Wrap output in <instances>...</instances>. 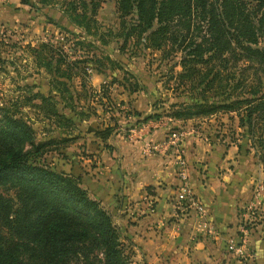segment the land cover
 <instances>
[{
    "label": "trees",
    "instance_id": "16d2710c",
    "mask_svg": "<svg viewBox=\"0 0 264 264\" xmlns=\"http://www.w3.org/2000/svg\"><path fill=\"white\" fill-rule=\"evenodd\" d=\"M81 2L85 9L79 14L80 23L94 34L91 28L99 27L94 15L100 0ZM115 5L119 27L106 32L122 37L121 48L132 38L135 43L143 38V46L160 50L166 63L169 55H178L168 67L176 79L169 111L162 114L154 109L143 119L165 115L186 120L219 111L233 114L229 117L237 118L239 136L222 142L241 149L245 141V152L254 149L264 172V0H115ZM99 35L102 44L110 41ZM32 52L36 62L53 75L47 92L19 95L0 104V185L18 188L17 199L0 193V264H135L128 238L112 213L81 185L79 176L39 159L75 136L66 133L76 120L97 115L90 104L78 108L79 94L74 89V97L69 80L78 73L80 87L86 90L84 99L94 95L86 63L94 61L93 69L105 74L102 56L92 53L70 59L59 41L43 42ZM110 60L111 69L123 67ZM176 65L178 71H174ZM124 74L122 82L112 76L110 83L117 81L129 93L146 92L135 73L124 70ZM110 83L101 84L103 93ZM104 96L105 101L97 104L106 112L114 102L109 93ZM25 105L50 120L61 135L37 140L33 119L22 109ZM131 114L141 116L135 109ZM109 118L113 123L94 131L101 140L117 128V118L112 114Z\"/></svg>",
    "mask_w": 264,
    "mask_h": 264
},
{
    "label": "crops",
    "instance_id": "0c3cea01",
    "mask_svg": "<svg viewBox=\"0 0 264 264\" xmlns=\"http://www.w3.org/2000/svg\"><path fill=\"white\" fill-rule=\"evenodd\" d=\"M126 96L133 99L127 105L141 116L119 115L120 127L105 140L93 133L90 155L79 152L78 141L56 149L51 154L56 169L79 176L89 195L114 215L129 242L150 262L224 264L227 242L238 240L240 206L251 199L253 183L264 179L262 167L233 143L204 140L188 126L191 119H143L152 110L144 92L127 91ZM176 126L181 127L179 140L168 144L170 127ZM62 152L64 158L59 157ZM181 169L198 206L178 199ZM259 226L251 230V240ZM253 244L260 251L256 264H264V239Z\"/></svg>",
    "mask_w": 264,
    "mask_h": 264
},
{
    "label": "rangeland",
    "instance_id": "374dc122",
    "mask_svg": "<svg viewBox=\"0 0 264 264\" xmlns=\"http://www.w3.org/2000/svg\"><path fill=\"white\" fill-rule=\"evenodd\" d=\"M250 7H252L251 3ZM84 9L81 0H29L28 3L23 2V0H0V104L19 95H26L35 91L47 92L49 88L48 81L53 74L45 66H40L36 62L34 52H32L33 47L38 48L43 42L59 41L69 53L70 59L78 60L82 55H91L92 53L98 57L102 56L101 65L102 68H106L105 74H99L93 69L97 66L94 61L86 63L87 82L91 85L92 79L94 83H99V87L95 88L94 95L84 99L86 90L80 87L78 73H73V77L69 80L74 97L77 94L75 90L79 94L78 108L83 105L85 108L90 104L91 107L97 110V115H91L90 118L80 122L76 120V126L66 133L75 136L70 138L66 145L78 141L79 152L90 155L88 145H91V141H89V138L93 135L95 127L101 128L106 122L113 123L109 115L112 114L115 118H118L120 114H118L117 109L121 111V115L131 114L133 110L130 106L133 99H130L129 96L125 97L127 90L124 89L122 84H118L117 81L110 83L112 76L121 79L125 75L124 70L135 73L140 82L145 85L146 105H150L152 110L156 109L163 114L169 111V99L173 97L171 88L176 81L175 77L170 76L168 67L178 55H169V62L166 63V58L162 59L160 50H151L143 46V38L137 43L133 42L134 39L132 38L124 48H121L122 37H114L106 32L108 29L115 32L119 27L120 19L117 16L115 0H100L94 15L99 27L92 26L91 28V30L96 31L94 34L87 33V30L80 23L79 14L84 12ZM99 33L104 38L109 37L110 41L107 44H102ZM110 59L119 61L123 67L111 69L110 67L114 65ZM78 65H82V63L78 62ZM179 69L180 66L178 65L174 67V71ZM120 81L122 82L123 79ZM102 83L106 85L110 83L104 93L101 91ZM124 83H127L126 80ZM137 92L142 93L141 90ZM108 93L112 103H114L111 109L108 106L107 111L103 112L97 102L100 99L105 101L104 95ZM56 96L58 95L56 94ZM119 97H124V99ZM120 100H122V103H119ZM127 102L130 103L129 106ZM106 104H108L107 99ZM22 109L33 119L37 140L47 136L61 135L59 128L55 127L50 120L34 114L33 108L30 106L25 105ZM152 110L150 112H144L145 110H143V112L147 114L151 113ZM229 115L233 114L219 111L208 116L190 118L191 121L188 126L206 141L211 140L217 143H221L222 140L229 141L231 135L238 137L239 129H241L238 128L237 118L235 116L229 117ZM116 127H120V125L118 124ZM173 130L180 133L181 127H173ZM60 147L63 146L50 147L51 149L45 152L42 157H39V159L42 158L40 161L56 169L52 155ZM245 147V141L242 140L241 153H244L247 159L255 161L257 165L262 167V164L254 155V149L250 148L245 153ZM62 153L63 155L59 157L64 158L66 154ZM256 170L259 171V168ZM17 189L15 186L0 185V193L11 198L17 199ZM255 191L259 192L258 199H260V204L256 206L252 205ZM263 201L264 179L253 183L251 186V199L240 206L241 211H249L250 222L247 224L249 234L257 224H260L259 229H256L257 235H255V239L251 240L248 234L247 246L241 248V250H236L241 245V231L238 229V240L227 242L229 244L225 247L226 251L223 250L222 259L224 264H256L259 260V248L253 243L264 239ZM150 203L153 205L155 202ZM114 219L116 218L114 217ZM127 221L129 222V218L121 225L124 226ZM127 243L130 247L129 251H131L130 257L135 264H154V262H150L144 257L141 249L136 248L132 243Z\"/></svg>",
    "mask_w": 264,
    "mask_h": 264
},
{
    "label": "built area",
    "instance_id": "2783aa9c",
    "mask_svg": "<svg viewBox=\"0 0 264 264\" xmlns=\"http://www.w3.org/2000/svg\"><path fill=\"white\" fill-rule=\"evenodd\" d=\"M180 134L181 133H179L178 131L170 130L167 135V143L176 144L177 141L179 140ZM178 160L180 161L181 159L178 158ZM180 163L182 164V161H180ZM179 177L182 183L180 186L181 195H179L178 199L179 200L184 199L188 201L190 204L192 203L198 206L199 203H198L197 198L187 188L186 174L184 173L183 169L179 170ZM258 194H259L258 191L254 192V196L252 199V205L256 206L257 204H260V199H258ZM249 222H250L249 211H246V210L239 211L238 229L239 231H241L240 232L241 233V238H240L241 245H239L236 250H241V248H244L247 246L248 234H249V228L247 227V224Z\"/></svg>",
    "mask_w": 264,
    "mask_h": 264
}]
</instances>
